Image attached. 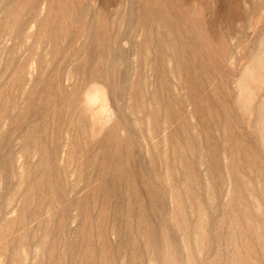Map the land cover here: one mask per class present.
Segmentation results:
<instances>
[{
    "label": "rangeland",
    "instance_id": "rangeland-1",
    "mask_svg": "<svg viewBox=\"0 0 264 264\" xmlns=\"http://www.w3.org/2000/svg\"><path fill=\"white\" fill-rule=\"evenodd\" d=\"M0 264H264V0H0Z\"/></svg>",
    "mask_w": 264,
    "mask_h": 264
}]
</instances>
